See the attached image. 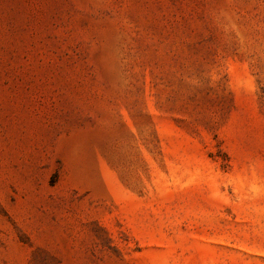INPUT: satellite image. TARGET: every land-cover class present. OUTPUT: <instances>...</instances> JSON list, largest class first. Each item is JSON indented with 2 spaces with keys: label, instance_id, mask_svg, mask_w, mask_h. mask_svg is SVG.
<instances>
[{
  "label": "rangeland",
  "instance_id": "374dc122",
  "mask_svg": "<svg viewBox=\"0 0 264 264\" xmlns=\"http://www.w3.org/2000/svg\"><path fill=\"white\" fill-rule=\"evenodd\" d=\"M0 264H264V0H0Z\"/></svg>",
  "mask_w": 264,
  "mask_h": 264
}]
</instances>
